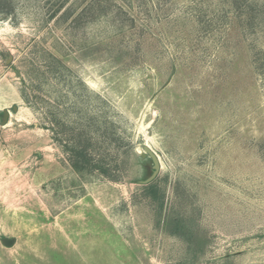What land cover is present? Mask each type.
<instances>
[{"label": "rangeland", "instance_id": "obj_1", "mask_svg": "<svg viewBox=\"0 0 264 264\" xmlns=\"http://www.w3.org/2000/svg\"><path fill=\"white\" fill-rule=\"evenodd\" d=\"M64 1L0 0V264H264V0Z\"/></svg>", "mask_w": 264, "mask_h": 264}, {"label": "trees", "instance_id": "obj_2", "mask_svg": "<svg viewBox=\"0 0 264 264\" xmlns=\"http://www.w3.org/2000/svg\"><path fill=\"white\" fill-rule=\"evenodd\" d=\"M67 1L68 0H65L51 15V20L56 19L57 22H61L62 20L66 21L74 15V9L72 6L65 8ZM96 8L97 7L96 4H94V1L91 2V4L86 9L84 8V10H82V13L73 18L72 24H76L78 20L82 18H86L89 22H92L96 16L91 13L94 12ZM63 9L64 12L62 13L61 11ZM121 9L122 6H120L119 10ZM237 9L240 15H242L244 5H237ZM63 119L61 120L60 118H57L55 114H53L52 119H49V127L55 132L56 139L60 141L65 152L68 154L72 169L81 176H92L94 174H98L114 181H119L117 177L113 176L111 166L109 163H107L105 158L95 156V151L92 149L94 148L93 144L91 143L92 138H90L88 135L90 130L87 132V130L81 124H78V129L77 127L69 129L66 120L64 119L63 121Z\"/></svg>", "mask_w": 264, "mask_h": 264}, {"label": "water", "instance_id": "obj_3", "mask_svg": "<svg viewBox=\"0 0 264 264\" xmlns=\"http://www.w3.org/2000/svg\"><path fill=\"white\" fill-rule=\"evenodd\" d=\"M15 110H17V108H15ZM9 118H10V113L8 111H5L4 112L3 125H6L8 123ZM144 150H145V152L141 154L142 158L150 157L152 162H153V173H152V175L147 180L142 182L144 185H149V184L153 183L156 180V178L158 177L161 166H160L159 158L148 146H145ZM15 242H16L15 239H8V238L3 239V241H2L3 245L8 247V248L13 247Z\"/></svg>", "mask_w": 264, "mask_h": 264}]
</instances>
